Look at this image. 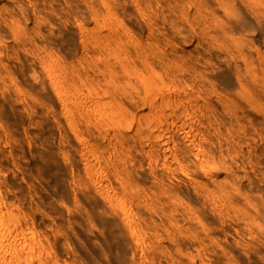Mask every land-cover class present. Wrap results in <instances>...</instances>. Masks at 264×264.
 I'll use <instances>...</instances> for the list:
<instances>
[{
    "label": "rangeland",
    "instance_id": "rangeland-1",
    "mask_svg": "<svg viewBox=\"0 0 264 264\" xmlns=\"http://www.w3.org/2000/svg\"><path fill=\"white\" fill-rule=\"evenodd\" d=\"M0 264H264V0H0Z\"/></svg>",
    "mask_w": 264,
    "mask_h": 264
}]
</instances>
